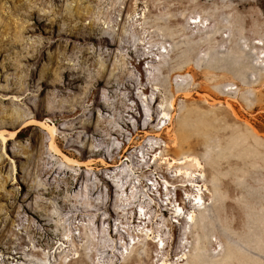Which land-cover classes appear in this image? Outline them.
Segmentation results:
<instances>
[{
    "label": "rangeland",
    "instance_id": "374dc122",
    "mask_svg": "<svg viewBox=\"0 0 264 264\" xmlns=\"http://www.w3.org/2000/svg\"><path fill=\"white\" fill-rule=\"evenodd\" d=\"M0 131V264H264V0H0Z\"/></svg>",
    "mask_w": 264,
    "mask_h": 264
},
{
    "label": "bare ground",
    "instance_id": "6f19581e",
    "mask_svg": "<svg viewBox=\"0 0 264 264\" xmlns=\"http://www.w3.org/2000/svg\"><path fill=\"white\" fill-rule=\"evenodd\" d=\"M1 132V131H0ZM18 132V130H16V131H11L10 133H9V136L8 137H10V138H14L15 136H16V133ZM0 137H2V139L4 138H6L5 136H4V134H2V133H0ZM4 141V140H3ZM63 159L66 161V162H69V163H72V160H74V159H72L71 157H68V156H66L65 155V157H63Z\"/></svg>",
    "mask_w": 264,
    "mask_h": 264
}]
</instances>
